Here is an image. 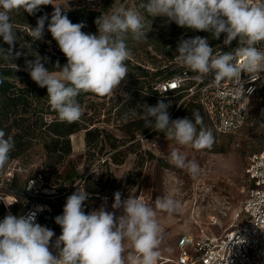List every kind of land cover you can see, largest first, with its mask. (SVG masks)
Wrapping results in <instances>:
<instances>
[{"label":"clouds","instance_id":"1","mask_svg":"<svg viewBox=\"0 0 264 264\" xmlns=\"http://www.w3.org/2000/svg\"><path fill=\"white\" fill-rule=\"evenodd\" d=\"M47 5L54 8L50 19L47 14L39 16L36 26L31 27L30 38L32 42L43 40L45 30L51 34L66 57L65 64L57 61L53 65L59 71H49L45 66L48 58L38 52L31 55L33 59H27L30 54L17 49V33L10 19L13 11L23 9L35 15L41 6ZM140 8L151 17L150 22L146 23L141 11L120 5L97 16L96 32L86 33L82 31L86 27L84 22L73 23L67 11L51 0H0V40L7 45H0V59L17 71L15 61L23 55L24 70L39 87L47 89L50 108L60 121L68 123L78 121L83 114L77 100L81 93L107 96L125 80V62L131 55L127 40L146 39L150 32L146 29L152 30L156 17L166 18V24L208 33L213 40H220L223 34L224 46L238 42L233 51L214 54L208 36L181 37L174 60L198 73L197 79L212 74L217 87L222 81H234L243 95L242 74L250 80L264 72V49L257 47L264 43V0H147ZM253 90L248 88L247 93L250 95ZM136 108L145 127L163 133L168 140L196 149L211 148V131L197 129L202 124L198 112L193 113L194 120L187 116L172 119L170 105L164 99L155 105L138 104ZM14 148L13 137L0 129V169L5 167ZM169 162L186 169L193 178L200 172L198 163L187 160L176 148L171 150ZM113 196L112 211L102 204L86 212L90 194L76 187L66 198L62 213L54 218L61 229L59 236L37 222V214L46 209L44 205H36L34 210L21 215L8 212L0 220V264H157L163 232L157 210L171 217L181 210L180 202L164 196L157 198L152 207L133 196L122 199L119 191ZM0 201L6 207L15 203Z\"/></svg>","mask_w":264,"mask_h":264},{"label":"rangeland","instance_id":"2","mask_svg":"<svg viewBox=\"0 0 264 264\" xmlns=\"http://www.w3.org/2000/svg\"><path fill=\"white\" fill-rule=\"evenodd\" d=\"M51 2L53 5L63 7L65 11L88 7L100 14L108 11L109 8L123 5L141 11L146 17V23L151 20V17L140 8V5L147 0H107L102 4L89 6H86L82 0H51ZM51 7L54 10L52 5ZM165 19L156 17L153 20L152 30L146 29V32L150 31L146 39L140 42L131 38L127 40L131 51L128 60L132 65L143 66L151 72L161 67L163 78L170 72H178L186 68L177 64L175 60L174 65H165L169 59L177 55L175 49L178 40L181 37L190 38L187 28L178 27L175 23L166 24ZM82 31L95 33L96 26L86 24ZM40 42L41 46H47L45 53L59 54L64 64L66 63V57L47 30ZM132 65H127L128 74ZM198 75L192 72L181 92L144 103L155 105L158 100L164 99L171 107L174 106V112H177L192 98L190 89L196 86L194 79ZM127 78L128 75L118 88L108 95L106 101L118 97L131 98L135 85L130 78ZM160 78L149 77L145 82L157 83L158 86L161 82L158 81ZM181 93L184 97L176 100ZM263 98L264 95H261L253 104L249 122L241 132L234 135L216 133L217 151L206 148L196 149L191 145L181 146L174 140H168L160 132L146 133L143 130L137 134L135 140L125 143L120 148L123 151L120 157L125 156V160L123 164L117 165L112 160L116 152H112L108 146L102 153L99 152L100 148L90 150L86 143V133L82 131L71 137L73 152L69 160L79 174L74 182L71 183L66 178L71 166L66 164L51 170L45 165L46 157L39 147L3 168L0 173V196L12 197L13 191L25 192L29 182L39 176L43 181L40 184L42 189L51 194L47 197L49 202L61 207L76 187L85 189L88 193L89 189H95V194L89 193L90 199L85 205L86 212L97 209L102 204L106 205L108 211H112L113 194L119 187L122 191V199L133 196L152 207H155L157 198L172 196L180 202L181 210L171 217L157 210V217L163 229L157 264L162 262L173 264L169 260L175 259L177 242L183 234L222 236L243 224L245 218L242 207L250 189L246 169L251 155L264 149ZM103 101L105 100L96 99V102ZM102 118L104 120L105 117ZM104 126L118 137H122L112 123ZM173 148L178 149L187 160H195L198 163L200 172L196 178H193L186 169L178 168L169 162ZM148 152L155 157L151 158ZM17 200V206H25L26 198L19 197Z\"/></svg>","mask_w":264,"mask_h":264},{"label":"trees","instance_id":"3","mask_svg":"<svg viewBox=\"0 0 264 264\" xmlns=\"http://www.w3.org/2000/svg\"><path fill=\"white\" fill-rule=\"evenodd\" d=\"M85 4L86 6L90 5ZM53 11L51 5L41 6V10L35 15H29L23 9H20L19 11L11 12L10 19L17 33V49H23L22 51L25 53L28 52L30 55L27 56V59H33L31 55L35 56V52H38L40 56L48 58L49 63L45 66L49 68V71H59L53 65L57 61L61 65L64 64L61 56L59 54L51 55L45 53L47 46H41L40 41L32 42L30 38L31 27L36 26L37 18L47 14L50 19ZM66 14L73 23L84 22L87 25H93L95 18L100 15V12L88 7H82L69 10ZM45 27L47 29V22ZM187 34L190 38L197 35L201 37L208 36L210 46L214 47V54L233 51L238 46L237 41H233L230 46H224L222 43L223 34L220 40H213L212 36L208 33L195 32L190 29H187ZM0 45L5 48L7 47L6 44H3L2 40H0ZM15 63L18 65L17 71L9 62L0 59V80H3V83L0 84V129H3L7 135L12 136L15 141V148L10 153V159L6 165L22 159L31 151L40 147L46 157L45 165L51 170L63 167L66 164L71 166V170L66 173L67 181L71 183L79 177L72 161L69 160L73 152L71 142L73 135L85 131L86 143L90 150L100 148L99 152L102 153L108 146L112 152H116L112 156L113 162L117 165L123 164L125 156L123 158L120 157V154H123L120 148L125 143L135 140L139 132L143 130L146 133L153 131L145 127L144 121L137 111V105L144 102H153L158 97L171 96L182 91L181 89L179 92L173 94H160L156 88L157 83L149 84L145 82V79L149 77H154L155 79L161 77L158 80L161 81L159 82L160 84L172 78H190L192 75L191 70L182 68L178 72H170L163 78L161 67L156 68L157 71L151 72L143 66L134 64L133 66L132 62L127 60L125 62L126 65H132L127 79L130 78L135 85V91L131 98L118 97L106 101L108 95L100 97L92 93H81L77 97V100L83 109V114L78 121L68 123L60 121L57 113L50 108L47 89L39 87L30 78L29 73L24 70L25 57L22 55ZM172 65H174V58L169 59L165 66ZM200 78L207 81L214 77L212 74H209ZM261 95H264V87L261 94L253 100L252 107ZM183 97L184 95L181 93L177 96L176 100H180ZM96 99H104L105 101L96 102ZM194 112H198L202 117V124L197 125L198 131L203 127L206 130H210L213 136L211 148L206 149L217 151L215 141L216 133H219L214 129L207 117L197 94L192 95V98L185 104V107L179 108L177 112H174V106H170L169 108L172 119H176L178 116L179 118L187 116L189 119L194 120ZM102 117H105L104 120ZM248 122L249 118L245 127ZM110 123H112L115 130L121 133V138L113 131L105 128L104 124ZM162 135L164 134L162 133ZM148 155L151 158L155 157L150 152H148ZM2 170L0 169V173ZM71 171L73 172L72 174ZM88 191L91 194L96 193L95 189H89ZM116 191L122 192L120 187Z\"/></svg>","mask_w":264,"mask_h":264},{"label":"built area","instance_id":"4","mask_svg":"<svg viewBox=\"0 0 264 264\" xmlns=\"http://www.w3.org/2000/svg\"><path fill=\"white\" fill-rule=\"evenodd\" d=\"M90 5L102 4L107 0H82ZM264 49V43L257 44ZM190 78H172L156 87L160 94L179 92ZM244 82L243 95L240 85L225 80L217 87L214 78L194 79L196 86L190 89L191 95L197 94L202 107L214 129L221 135L239 133L246 125L253 100L258 97L264 87V72L251 76L242 74ZM248 88H253L249 95ZM220 93H223L221 95ZM246 173L250 182L248 196L243 203L244 222L241 226L222 236H205L183 234L177 242V255L173 264H264V149L255 152L249 159ZM42 177L32 179L25 192L13 191L14 202L6 207L0 202V220L8 212L14 215L34 210L36 205H44L46 209L37 214V222L52 229L56 236L61 229L54 218L61 214L63 207L49 202L51 195L42 189ZM26 198L24 207L17 206L18 198ZM55 237L53 238V242ZM55 254V253H54ZM162 262L161 264H163Z\"/></svg>","mask_w":264,"mask_h":264},{"label":"bare ground","instance_id":"5","mask_svg":"<svg viewBox=\"0 0 264 264\" xmlns=\"http://www.w3.org/2000/svg\"><path fill=\"white\" fill-rule=\"evenodd\" d=\"M0 199L6 201V202H8V203H13V202H14V198L11 197V196H2V195H1V196H0ZM0 202H2V201H0Z\"/></svg>","mask_w":264,"mask_h":264}]
</instances>
